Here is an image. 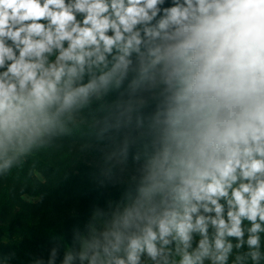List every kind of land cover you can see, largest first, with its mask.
Wrapping results in <instances>:
<instances>
[{
	"label": "clouds",
	"instance_id": "1",
	"mask_svg": "<svg viewBox=\"0 0 264 264\" xmlns=\"http://www.w3.org/2000/svg\"><path fill=\"white\" fill-rule=\"evenodd\" d=\"M165 3L0 0V175L86 125L123 189L60 264H264V0Z\"/></svg>",
	"mask_w": 264,
	"mask_h": 264
},
{
	"label": "trees",
	"instance_id": "2",
	"mask_svg": "<svg viewBox=\"0 0 264 264\" xmlns=\"http://www.w3.org/2000/svg\"><path fill=\"white\" fill-rule=\"evenodd\" d=\"M170 4L166 0L164 6ZM88 141L87 126L80 125L0 175V264L46 262L56 243L60 264L65 247L73 246L74 230L85 231L93 209L118 202L123 189L103 170L107 141H93L86 149Z\"/></svg>",
	"mask_w": 264,
	"mask_h": 264
},
{
	"label": "rangeland",
	"instance_id": "3",
	"mask_svg": "<svg viewBox=\"0 0 264 264\" xmlns=\"http://www.w3.org/2000/svg\"><path fill=\"white\" fill-rule=\"evenodd\" d=\"M57 221V220H56Z\"/></svg>",
	"mask_w": 264,
	"mask_h": 264
}]
</instances>
